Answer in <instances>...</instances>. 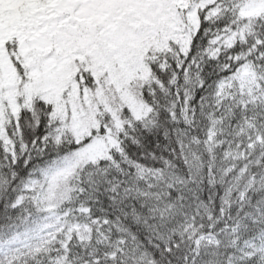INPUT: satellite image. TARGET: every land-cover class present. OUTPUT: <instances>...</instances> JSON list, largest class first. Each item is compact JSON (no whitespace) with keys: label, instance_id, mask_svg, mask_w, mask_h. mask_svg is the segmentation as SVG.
<instances>
[{"label":"snow or ice","instance_id":"obj_1","mask_svg":"<svg viewBox=\"0 0 264 264\" xmlns=\"http://www.w3.org/2000/svg\"><path fill=\"white\" fill-rule=\"evenodd\" d=\"M0 264H264V0H0Z\"/></svg>","mask_w":264,"mask_h":264}]
</instances>
